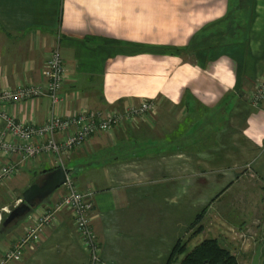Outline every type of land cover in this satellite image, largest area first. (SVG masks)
Masks as SVG:
<instances>
[{"label":"crops","instance_id":"obj_1","mask_svg":"<svg viewBox=\"0 0 264 264\" xmlns=\"http://www.w3.org/2000/svg\"><path fill=\"white\" fill-rule=\"evenodd\" d=\"M57 45L67 68L59 113L122 110L142 99L158 108L154 121L94 134L65 161L78 187L94 192L98 259L62 211L40 243L8 264H168L182 240L185 252L172 263L180 264L210 238L192 242L205 226L218 238L209 226L217 216L239 259L228 234L244 245L249 218L220 212L241 189L264 190V103L247 100L264 77V0H0V90L45 82ZM50 105L41 97L7 110L41 124ZM51 168L53 157L39 156L10 183L22 177L24 189ZM28 223L0 234V256Z\"/></svg>","mask_w":264,"mask_h":264},{"label":"built area","instance_id":"obj_2","mask_svg":"<svg viewBox=\"0 0 264 264\" xmlns=\"http://www.w3.org/2000/svg\"><path fill=\"white\" fill-rule=\"evenodd\" d=\"M45 77L46 81L43 83H27L0 90V118L5 124L4 128L0 129V155L6 159L0 164V186L17 177L23 165L39 156H52L56 167L65 168V161L70 153L85 145L94 134L111 131L126 123L134 125L145 119L154 121L158 107L152 99L129 103L122 110L85 109L70 115L59 113L67 68L58 45L51 51L47 60ZM41 97H48L51 104L50 115L44 123L19 120L7 110L10 105ZM248 101L254 108L262 109V78H258L253 90L248 93ZM62 187L63 193L53 204L41 202L32 208L26 216L29 223L24 234L12 248L2 253L0 264L22 260L27 247L40 243L44 231L55 224L57 215L62 211L71 213L85 248L94 261L98 259L100 244L93 227L92 215L94 192L80 189L69 175ZM21 200L22 198L17 200L16 205ZM2 210L10 211L7 207ZM1 220L2 213L0 223Z\"/></svg>","mask_w":264,"mask_h":264},{"label":"rangeland","instance_id":"obj_3","mask_svg":"<svg viewBox=\"0 0 264 264\" xmlns=\"http://www.w3.org/2000/svg\"><path fill=\"white\" fill-rule=\"evenodd\" d=\"M260 78L264 80L263 76ZM30 175H33V174L30 173ZM22 179H23L22 177H19L17 178V180H15L14 183L13 182L10 183L11 180L8 181L7 185L5 186L6 189L1 191L0 213H2V220L0 223V234L4 235L19 225V222H18L8 227H4L3 219L8 215V212H5L2 209L4 207H7L9 210H13L14 207L16 206V201L22 198L23 191L27 188L25 186L24 189H22V185L24 184ZM33 180L36 181L37 177H35ZM40 180L41 179H38V181L36 182H39ZM8 183L10 184L8 185ZM31 184L32 183H30V185ZM262 190L263 189L259 186H253V187H250L249 189H241L237 195H233L232 204L229 205L227 203L225 207H223L224 209H221V212H220L224 217L234 220L237 223L244 221L246 217L249 218V220L246 219L247 225L244 227L245 230H247L249 234H247L248 236L242 237V239H245V238L247 239L244 245H242L243 243L241 242V239H239L240 236H237L235 234L234 235L228 234V238L232 241V242H229V244H231L232 249H234V251L238 254L239 261L241 262L240 264H253V257L258 248L257 247L258 244H261V243L264 244V190L263 191ZM55 193L56 191L44 202L50 201V199L55 195ZM261 197L263 198L262 201H260ZM251 199L253 200L256 199L255 203H252L253 200ZM216 207H218V205H216ZM216 214L218 215V213ZM27 220L28 219L24 217L20 221L26 222ZM211 220L212 222L210 223V225L208 223V225L213 227V224H214V227L212 228V230H214L213 232H217V237L220 238L221 243L227 246V244L224 243V242H227L226 239L224 237L222 238V235L220 233V232H223V230L219 229L218 224L220 223V220L218 216L217 218L213 217V219ZM206 221L207 220H205V222ZM197 225L192 228L193 232H194V229L200 228V225L199 224ZM77 233L79 234L78 230H77ZM210 233H211V229H208V227L205 226L204 230L198 233L199 235L196 237V239L195 240L192 239L194 240L192 242L193 243L197 242V240L201 238L203 240L205 236L207 237L213 236V235H210ZM181 254L182 253L177 255L173 263L178 262V259L180 258ZM263 258H264V246H263L262 259Z\"/></svg>","mask_w":264,"mask_h":264},{"label":"water","instance_id":"obj_4","mask_svg":"<svg viewBox=\"0 0 264 264\" xmlns=\"http://www.w3.org/2000/svg\"><path fill=\"white\" fill-rule=\"evenodd\" d=\"M68 180V171L63 167H56L48 171L39 182L28 186L22 194V200L3 219V226L8 227L20 222L37 204L44 202L55 191L61 188ZM263 245H259L254 257L253 264H264L262 259Z\"/></svg>","mask_w":264,"mask_h":264},{"label":"trees","instance_id":"obj_5","mask_svg":"<svg viewBox=\"0 0 264 264\" xmlns=\"http://www.w3.org/2000/svg\"><path fill=\"white\" fill-rule=\"evenodd\" d=\"M51 168L46 172L53 170ZM204 213L197 216L191 228L202 218ZM201 228V227H200ZM199 229V228H198ZM198 229L196 232H198ZM186 244L179 241L173 249L168 264H172L177 255L185 252ZM180 264H240L239 259L232 250L221 243L220 238H206L192 250L186 252Z\"/></svg>","mask_w":264,"mask_h":264}]
</instances>
